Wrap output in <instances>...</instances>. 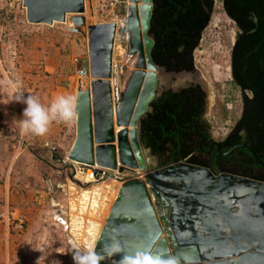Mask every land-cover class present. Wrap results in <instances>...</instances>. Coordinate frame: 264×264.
I'll return each instance as SVG.
<instances>
[{
	"label": "water",
	"instance_id": "obj_1",
	"mask_svg": "<svg viewBox=\"0 0 264 264\" xmlns=\"http://www.w3.org/2000/svg\"><path fill=\"white\" fill-rule=\"evenodd\" d=\"M20 1L28 23L52 25L67 20L69 33L86 39L85 56L74 61L77 72L88 80L85 87L80 82L76 85L78 115L64 159L76 171L78 165L90 167L97 179H77L70 174L69 181L59 186L65 204L62 208L56 204V216L66 229L71 254L77 247L72 243L90 242L104 256L99 264H119L124 254L147 249L174 255L180 264H264L263 180L215 173L184 160L147 167L138 126L149 103L164 89L187 85L169 87L166 82L172 77L184 75L190 82L202 84L195 67L174 72L153 62V38L148 32L152 0H126L119 23L91 24H85L84 0ZM115 32L125 34L126 54L135 56V62L112 111L107 79L115 74L111 60ZM211 145L221 152L217 141ZM237 146L247 148L264 168L246 144H236L223 153ZM135 168L141 176L133 174ZM105 179L109 182L98 185ZM94 184L92 191H102L105 197L100 196L105 208L99 206L95 214L78 199L82 192L91 196ZM90 220L99 228L92 237L86 231ZM112 244H118L121 252L108 255ZM108 257L113 262H107Z\"/></svg>",
	"mask_w": 264,
	"mask_h": 264
},
{
	"label": "trees",
	"instance_id": "obj_2",
	"mask_svg": "<svg viewBox=\"0 0 264 264\" xmlns=\"http://www.w3.org/2000/svg\"><path fill=\"white\" fill-rule=\"evenodd\" d=\"M235 32L229 49L231 83L240 91V112L229 130L218 139V148L199 143L210 138L204 117V93L197 84L162 90L139 120L141 146L155 154L158 166L179 160L264 181L259 166L244 146L264 163V0H220ZM213 0H152L148 32L155 64L166 71L191 70L192 52L200 39ZM222 116L225 110L221 109ZM206 155L204 151L208 150ZM207 156V159H205Z\"/></svg>",
	"mask_w": 264,
	"mask_h": 264
},
{
	"label": "rangeland",
	"instance_id": "obj_3",
	"mask_svg": "<svg viewBox=\"0 0 264 264\" xmlns=\"http://www.w3.org/2000/svg\"><path fill=\"white\" fill-rule=\"evenodd\" d=\"M10 1L11 2L7 9H3V7L0 8V18H3L0 25V153L2 152L3 156L5 155L9 159H14L17 158L21 152V149L17 146L20 138L18 134L19 130L17 129L18 125L16 122L11 121L10 116L3 118V101L10 98L15 101L17 96L6 82L3 74L6 64H8L9 61V51L13 50L15 52V57L10 65L16 68L15 71H17L19 75H23L24 77L28 75L31 79H29L31 87L27 89L26 92L22 93V97L35 95L39 92V79H34V77L36 74L35 72L38 71L36 65H42L43 61H41L42 59L40 58L34 62V58H31L33 57L31 51L35 49L36 42H38L33 38V35L36 34L35 30L27 29L22 31L21 27L18 26L20 23H18L17 19L22 21L24 20V12L21 1ZM125 1L126 0H84L83 16L85 24L113 20L119 22L123 14ZM12 14L17 15L15 22L8 19V17ZM67 25L69 27L71 26V23L68 21L53 23L50 28L51 31L48 30L50 33H41V39L47 43V38H51V42H54L55 45H57V43L58 45H64L67 43V41L64 40V34H67L68 36H71L72 39H75L73 44L77 49H75V52L78 54L76 57H79L81 53L85 56V37L75 33L70 34ZM234 32L235 28L233 22L223 12L220 0H213L210 18L201 33L196 48L192 52V58L194 67L199 74L200 82L202 83L201 85L206 93V109L204 117L209 123L210 135L215 138H218V136L221 137L224 132L229 130L230 126L236 120L240 112V91L231 83L229 73V49L233 41ZM17 38H23L26 42L25 46L20 50L17 49ZM121 38L124 39L125 37L117 38L116 42L118 41V43L115 44L116 51L115 49L113 50L112 59L115 65V74L113 79L111 78L112 81L119 86V88L123 86L124 81L130 70L133 68V64L135 62V58L128 61L123 60L121 57H123L122 55L124 52L121 56L119 55V47L120 50L124 49V40ZM79 43H81L80 46ZM20 47L21 46H19V48ZM67 47L68 45L65 47L66 50H64L66 55L68 53ZM25 50H28V52L31 53H26ZM23 56L27 58L24 59V61L22 60ZM69 59V56H67L65 59L67 67L61 69V74H66L65 77H71L70 82H72V87L75 86V78H78L82 87H85L87 85V77L78 75V72H75V68L73 67L74 62L69 63ZM63 64V60H61L59 67L63 66ZM187 80H189V78L186 76H177L172 77L169 80L167 79L166 83L169 87H175L176 85L184 84ZM66 82L63 80L60 86L67 88V85L65 84ZM53 85L55 87L56 84ZM16 102L20 103V101L17 100ZM222 107L225 110L224 117L221 112ZM214 130H218L221 133L218 135H212ZM144 154L147 167L149 169L159 167L155 154L149 153L147 148L144 150ZM39 158L44 159V162H42L44 164L29 165L26 171L30 174L34 173L33 176L39 175L38 183L36 185L37 189L40 187L39 184L41 183V180L46 179L50 182V195L54 205L50 203L48 197L44 198L42 204H40L42 205L43 212L41 217L42 224L40 228L32 230V235L33 238L35 236V239L32 238L33 241H30L27 246L17 244L16 239H18L19 236H14L15 233L20 234L22 232L25 225L24 221L22 228L20 229L13 228L11 226L12 223L9 224L7 232H5L7 235V239L5 240L12 238L11 242L13 245H11V247H13V251H15V253L8 258L9 262L7 264H69V254L71 253V249L69 242L65 240V238L68 239L67 233L52 217L50 210L57 207V205L62 208L65 204V198L61 193L59 186L69 181V175L71 174L73 178L82 179L84 178V174H82L79 170L76 171L74 169V165L67 160H65V162H60L55 158H49V155H42V157L39 156ZM35 167H38L39 170L35 169ZM85 180H88L87 177ZM103 182H109V179L99 181L98 185L103 184ZM95 185L96 184L92 186ZM92 188L93 187H91V189ZM91 191L92 190H90V192ZM84 193L82 192L81 196L86 197L88 199L87 201H90L91 203L88 205L87 201H81L79 196L78 199L80 203L87 205L90 210V208H92V204H95V200L91 196ZM100 196H102L101 192ZM98 201L99 204L96 207V210L99 206L104 209L105 203L103 205V203H100V199H98ZM7 204L10 208V203L7 202ZM88 212L91 213V210ZM95 213L96 211L93 214ZM8 217L10 218L9 214ZM9 222H13V219L10 218ZM89 222L92 221L90 220ZM0 229H2V227ZM0 238L2 239V242H4L3 235H0ZM0 264H3V262Z\"/></svg>",
	"mask_w": 264,
	"mask_h": 264
},
{
	"label": "crops",
	"instance_id": "obj_4",
	"mask_svg": "<svg viewBox=\"0 0 264 264\" xmlns=\"http://www.w3.org/2000/svg\"><path fill=\"white\" fill-rule=\"evenodd\" d=\"M10 2V0H0V8L3 7V9H7ZM18 23H20L18 24V26L21 27L22 31L27 29L35 30L36 34L33 35V38L38 42H36L35 49L31 51L33 54V57L31 58H34V62H36L40 58L42 59L41 61H43V64L40 65V68L38 69L39 75L35 74L34 77V79H39V92H37L35 96H38L41 102L46 106L57 94H71L75 96L76 85L77 82H80V80L78 78H75V86L72 87V82H70L71 77H65L66 74H61V69L67 67V63L65 60L67 56H69L70 58L69 63L74 62L73 67L75 68V72H77V67L75 66L74 60L75 58L82 57L81 55L83 53H81L79 57H76L78 54L77 52H75L76 48L73 44L75 39H72L71 36L64 34V40L67 41V43L65 42L66 44L58 45L57 43V45H55L54 42H51V38H47L46 43L41 39V33H46L48 32V30L51 31L50 28L53 24H32L28 23L27 21L24 22L22 20H19ZM116 43H118V41L115 42V44ZM16 44L17 49L20 50L26 44L25 39L23 40V38H17ZM67 45L68 53L66 55V53H64V50H66L65 47ZM80 45L81 43H79V46ZM19 46L21 47L19 48ZM114 49L116 51V47ZM118 50L119 55L121 56L124 52V49L120 50L119 47ZM25 52L31 53L28 52V50H25ZM24 59L27 58L23 56L22 60L24 61ZM61 60H63L64 64L63 66L59 67ZM78 75L80 74L78 73ZM61 79L65 80V82L67 81L65 83L67 85V88L60 86L63 81ZM53 84H56L55 87ZM25 107L26 105L22 102V100L20 101V103L16 102V100L14 101V99L12 98L3 101V118L10 116L11 121L16 122V124L18 125L17 129L19 130L18 134L20 138L18 140L19 143H17V146H19L21 152L20 155L14 159H9L5 155L3 156L2 152L0 153V201H3V204L5 203L6 205H8L7 202L10 203V208L8 206V214L11 219L20 218L24 221L25 225L22 232L20 234L15 233L14 235L19 236L18 239H16L17 244H23V246H27L30 241L32 242L33 239H35V236L33 238L32 230L40 228L42 224L41 217L43 212L42 205L40 204H42L44 198L48 197L50 203L54 205V202L50 195V182L46 179L41 180V183L39 184L40 187L37 189L36 185L38 183L39 175L33 176L34 173L30 174L26 170L29 165H37L44 162L43 158H39V156L42 157V155H49V158H55L57 161H60L63 158V161L60 162H65L64 157L72 144L75 133V120L70 123L57 122L54 120L49 126V131L43 136H36L31 133H22L19 126V121L23 119L22 113ZM35 169H38V167H35ZM83 177L84 179L86 178V176ZM90 193H92L91 197L95 200V204H92V208H90V210H93L92 212H95L96 207L99 204L98 199H100V192L98 193L97 191H91ZM80 200L86 202L88 199L86 197H82ZM87 202L88 205L91 203L90 201ZM50 212L52 214V217L61 226L62 224L56 216V207L51 209ZM1 227L2 229H0V235H3L4 242H2V239L0 238V263L3 262V264H7L9 262L8 258L14 255L15 251H13V247H11V245H13V243L11 242L12 238L5 240L7 239V235L5 232H7L8 227L4 224L3 226L0 224V228ZM65 240L69 242L67 238H65ZM71 255L72 254L70 253L69 264H73Z\"/></svg>",
	"mask_w": 264,
	"mask_h": 264
},
{
	"label": "clouds",
	"instance_id": "obj_5",
	"mask_svg": "<svg viewBox=\"0 0 264 264\" xmlns=\"http://www.w3.org/2000/svg\"><path fill=\"white\" fill-rule=\"evenodd\" d=\"M15 100L26 105L23 109V119L19 121L22 133H31L43 136L49 131L50 124L57 122L70 123L77 118V97L71 94H57L46 106L38 96L22 94L16 96ZM72 259L74 264H99L104 256L95 251L94 246L85 249L73 248ZM118 244L110 245L108 255L121 252ZM119 264H180L178 257L174 255L163 256L151 249L137 250L131 254H124Z\"/></svg>",
	"mask_w": 264,
	"mask_h": 264
},
{
	"label": "built area",
	"instance_id": "obj_6",
	"mask_svg": "<svg viewBox=\"0 0 264 264\" xmlns=\"http://www.w3.org/2000/svg\"><path fill=\"white\" fill-rule=\"evenodd\" d=\"M23 12H24V8H23ZM8 19L10 21H12V22H15L16 19H17V15L16 14H12L10 17H8ZM19 20L20 19H17L18 22H19ZM24 20H25V17H24ZM2 21H3V18H0V25H1ZM9 52H10L9 61H8V64H6V68L4 69V73L3 74H4L6 82L11 87L13 92L16 95L22 94L23 92H26V90L31 87V84H30V81H29L30 77H28V75L26 77H24L23 75H19L17 73V71H15L16 68H14V66L10 65V64H12V61H13V59L15 57V52L13 50H10ZM39 68H40V64L37 65V69H39ZM35 73L38 74V71L35 72ZM113 87L119 89V86L116 85L114 82H113ZM219 133H221V132H219L218 130H214L212 135L213 134L214 135H218ZM224 134H225V132L222 134V136ZM219 138H220V136H218V138H216V139H219ZM128 172L125 171V173H128ZM133 174L136 175V176H141L140 175L141 173L134 172ZM9 221H10V218L8 217V205H6L5 203L3 204V201H0V224L2 226L4 224L5 226L8 227V225L10 223H12L11 226L13 228H17V229L22 228V225H23V220L22 219L17 218V219H13V222H9ZM61 227H62V229L64 231H66V229H65V227L63 225H61Z\"/></svg>",
	"mask_w": 264,
	"mask_h": 264
},
{
	"label": "bare ground",
	"instance_id": "obj_7",
	"mask_svg": "<svg viewBox=\"0 0 264 264\" xmlns=\"http://www.w3.org/2000/svg\"><path fill=\"white\" fill-rule=\"evenodd\" d=\"M127 1H125V3H126ZM67 20H65V22H66ZM115 23H119V22H116V21H114ZM125 37V34H122V36L121 35H118L116 32H115V35H114V41H113V50H114V47H115V42H116V39H117V37ZM124 40V39H123ZM113 50H112V56H111V60H112V62H113V59H112V57H113ZM123 60H125V61H128V60H131V59H133V58H135V56H128L127 54H126V48H125V46H124V54H123ZM124 61V62H125ZM182 76H184V75H181L180 77H182ZM183 79V78H182ZM108 83H109V89H108V92H109V107L111 108V110L112 111H114V107H115V104L117 103V99H118V94H119V90H120V88L118 89V88H114L113 87V81H112V79L109 77L108 79ZM112 117H113V114H112ZM77 170H79L82 174H84V176L86 175V177H87V179L89 180V181H95L97 178L95 177V175H94V173L92 172V169L90 168V167H81V166H77ZM134 170V172H137V173H140V170L138 169V168H135V169H133ZM114 172H115V170H114ZM140 175H142V174H140ZM97 177H98V175H96ZM101 193H102V191H100ZM101 197H103V198H105L104 197V194L102 193V196ZM100 199H102V198H100ZM100 203L102 204L103 203V205H104V203H105V201L103 200V201H100ZM90 211V210H89ZM91 212H92V210H91ZM100 226V225H99ZM86 227V226H85ZM98 229L99 228H97L96 227V224H95V222H91L90 223V226H89V228H88V226H87V229H86V231H87V233L90 235V237H92L94 234H96V232L98 231ZM95 237V236H94ZM71 241L73 242V239L71 238ZM74 244V246L76 247V248H80V249H85V248H87L88 246L90 247V246H93L94 244L92 243V244H90V242H85V245H76L75 243H73ZM87 244V245H86ZM105 260L107 261V262H113V259L112 258H105Z\"/></svg>",
	"mask_w": 264,
	"mask_h": 264
},
{
	"label": "flooded vegetation",
	"instance_id": "obj_8",
	"mask_svg": "<svg viewBox=\"0 0 264 264\" xmlns=\"http://www.w3.org/2000/svg\"><path fill=\"white\" fill-rule=\"evenodd\" d=\"M193 68H194V64H193L192 69H191V70H187V71H192ZM185 71H186V70H185ZM185 83H186V84H197V85H199L200 89L203 91V93H204V114H205V109H206V93H205L204 89H203V88L201 87V85L198 84L197 82L194 83V82H190L189 80H187ZM164 90H165V89H164ZM212 141H218V139L214 138V137L211 136V135H210V138L203 136V137L200 138L198 144H199V145H200V143L208 144V148H209V149L212 148V147L215 148L214 145H211V142H212ZM209 149L206 150V151H204V154H203V155H205V154L207 155L208 152H209ZM215 150H216V148H215ZM205 159H207V156H205Z\"/></svg>",
	"mask_w": 264,
	"mask_h": 264
}]
</instances>
